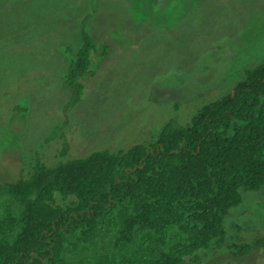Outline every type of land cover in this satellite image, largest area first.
<instances>
[{"label":"rangeland","instance_id":"rangeland-1","mask_svg":"<svg viewBox=\"0 0 264 264\" xmlns=\"http://www.w3.org/2000/svg\"><path fill=\"white\" fill-rule=\"evenodd\" d=\"M91 11L88 29L109 51L67 106L68 47H77V20ZM262 61L264 0H0V183L35 156L54 163L64 146L68 157L116 150L168 120L186 123ZM242 196L224 220L228 243L264 235V187ZM241 259L263 264L264 254Z\"/></svg>","mask_w":264,"mask_h":264},{"label":"trees","instance_id":"trees-1","mask_svg":"<svg viewBox=\"0 0 264 264\" xmlns=\"http://www.w3.org/2000/svg\"><path fill=\"white\" fill-rule=\"evenodd\" d=\"M91 13L77 20L78 45L68 47L67 106L109 51L88 29ZM58 157L35 156L0 183V264H237L264 254V235L228 243L224 223L243 191L264 187V61L186 123L168 120L116 150L68 157L64 146Z\"/></svg>","mask_w":264,"mask_h":264}]
</instances>
